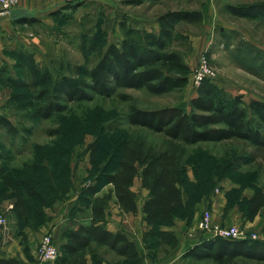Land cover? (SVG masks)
Returning <instances> with one entry per match:
<instances>
[{
    "label": "rangeland",
    "instance_id": "rangeland-1",
    "mask_svg": "<svg viewBox=\"0 0 264 264\" xmlns=\"http://www.w3.org/2000/svg\"><path fill=\"white\" fill-rule=\"evenodd\" d=\"M140 1L75 3L72 9L61 10L65 15L62 18L54 17L50 22L26 28L24 43L19 45L13 40L0 52V117L9 119L17 129L12 133L0 125V175L5 172L14 181L32 184L46 200L40 204L20 186L28 205L26 218L20 219L13 211L14 198L5 196L14 191L0 180V216L7 219L5 227L14 226L24 238L27 229L39 233L38 247L45 234L52 235L51 225L56 217L63 222L86 217L85 188L100 173L113 170L123 140L132 134H142L154 145L162 143V133L127 122L125 116L132 106L156 109L176 105L190 112L191 96L199 94L202 84L212 90L218 103L231 105L236 97H242L241 106L252 99L264 101V16L241 17L223 7L206 23L184 22L176 28L169 49L183 53L193 66L187 87L165 94L120 87L110 96L95 95L91 100L70 102L66 111L50 118L38 116L37 109L55 99L53 87L60 78L68 76L77 83L90 81L88 73L108 44L123 38L122 22L140 30L150 29L154 28L157 16L166 10L201 8L206 3V0ZM103 41L105 46H101ZM203 55L214 74L206 83L196 85L193 73ZM42 91H46L45 95ZM250 117L264 132L257 117L252 113ZM95 140L99 152L91 163L89 145ZM188 149L186 171L179 185L185 202L182 213L190 214V223L196 221L201 210L215 203L214 219H218L215 224L237 225L247 238L264 240V207L254 221L246 217L249 198L255 190H264V145L234 138L200 143ZM111 189L112 185H106L97 194L109 193ZM137 198L141 203L143 193L139 191ZM137 247L143 261L148 258L157 262L167 254L165 246L156 241L143 239ZM112 255L104 253L106 257ZM191 259L193 263L189 264H217L212 260ZM114 264H121L116 256ZM236 264L264 262L238 259Z\"/></svg>",
    "mask_w": 264,
    "mask_h": 264
},
{
    "label": "trees",
    "instance_id": "trees-1",
    "mask_svg": "<svg viewBox=\"0 0 264 264\" xmlns=\"http://www.w3.org/2000/svg\"><path fill=\"white\" fill-rule=\"evenodd\" d=\"M156 2L159 0H151ZM135 3L140 0H133ZM75 5L69 4L66 9ZM225 10L237 16H264V2L251 4L226 3ZM62 9L51 15L56 19L65 16ZM158 31L121 23L123 38L108 44L106 51L88 73L90 81L77 83L68 76L60 78L53 87L55 99L37 109L38 116L50 118L68 109L70 102L91 100L95 95L110 96L120 87L145 88L153 94H165L183 89L189 84L191 66L183 53L169 49L174 40L176 28L181 23H201L203 13L198 8L169 9L157 16ZM99 38V37H97ZM103 41L101 46H105ZM205 80L203 83H206ZM46 91H42L45 95ZM242 97L234 103H218L210 88H202L192 97V110L187 112L178 106L145 109L132 106L125 118L130 125L145 127L162 133L160 145L152 144L145 135L132 134L122 141L112 171L100 173L93 184L85 188L89 224H79L67 228L60 254L54 264H88V256L98 257L107 248L121 264H140L141 252L136 243L122 231H111L106 225V211L112 193L118 206L125 212L137 213L139 210L137 193L133 190L137 176L149 196L143 203L144 220L150 226L143 233L144 241H156L165 246V253L179 243L178 236L162 226L171 225L176 217L189 219L183 214L185 202L180 181L186 171L188 146L200 143H219L230 139H242L252 144L264 145V132L255 125L250 113L255 115L264 127V101L252 99L241 106ZM0 125L16 133L14 124L6 117H0ZM90 162L94 163L99 152L98 140L90 143ZM6 188L14 194L13 211L20 219L28 214L27 202L19 190L45 204L43 195L30 183L12 180L7 173L0 175ZM106 185H112L109 193H97ZM264 207V190L257 189L246 205V217L254 221ZM81 219V218H80ZM184 257L198 261L212 260L217 264H236L238 259L264 262V240L204 238L189 248ZM141 259V260H140ZM136 262V263H135ZM0 264H25L18 258H4L0 254Z\"/></svg>",
    "mask_w": 264,
    "mask_h": 264
},
{
    "label": "crops",
    "instance_id": "crops-1",
    "mask_svg": "<svg viewBox=\"0 0 264 264\" xmlns=\"http://www.w3.org/2000/svg\"><path fill=\"white\" fill-rule=\"evenodd\" d=\"M107 2L108 0H19L18 4L12 9L11 13L7 15L0 14V52L8 48V43L17 40L20 44L24 43V30L38 25L39 22H50L54 19L51 14L59 9L68 7L69 4L82 3V2ZM217 1V2H216ZM228 3L226 0H206L204 6L198 8L203 13V22L210 21L211 17L215 18L216 12L222 11L224 5ZM78 4V6H79ZM66 9V8H65ZM56 19V18H55ZM155 31H158V23L154 24ZM186 62L193 68L191 62L187 59ZM196 94L192 95V97ZM176 106V105H174ZM179 107V106H178ZM182 108V107H180ZM184 109V108H183ZM190 109V108H188ZM185 111L186 108L184 109ZM135 186L139 187L136 190ZM136 193H143L144 198L141 203L138 202L139 210L137 213L125 212L117 204V199L112 194L107 207L106 225L111 231H122L136 245L138 241L143 240V233L146 229L150 228L144 220L145 213L143 211V203L149 196V190L142 187L141 178L137 176L133 186ZM106 194V193H105ZM104 193L101 196L105 195ZM138 199V198H137ZM115 202V204H114ZM115 205V207H114ZM215 206V203H214ZM214 206H211L214 219ZM202 213V210L196 217V221L191 222L187 218L176 217L171 225L162 226V229L173 231L179 238L178 245L166 254L162 259L155 262L148 258L142 260L140 264H189L192 262L191 257H184V253L195 245L198 241L204 238H213L210 231H202L198 229L197 222ZM120 215V217H118ZM66 222V223H65ZM90 218H81L78 221L68 222L67 219L61 221L60 217H56L52 222V235L54 242L60 246L63 242L62 234L69 227H77L79 224H89ZM27 237H22L18 234V230L14 226L2 227L0 226V254L4 258H18L25 264H54V261L42 260L38 254V240L40 234L33 232L31 229L26 230ZM103 251L112 252L111 257L104 256V253L98 257L88 256V264H114V252L103 248ZM120 259V257L116 256ZM193 263V262H192Z\"/></svg>",
    "mask_w": 264,
    "mask_h": 264
},
{
    "label": "built area",
    "instance_id": "built-area-1",
    "mask_svg": "<svg viewBox=\"0 0 264 264\" xmlns=\"http://www.w3.org/2000/svg\"><path fill=\"white\" fill-rule=\"evenodd\" d=\"M19 0H0V14L7 15L18 4ZM213 68L209 63L206 55H203L200 64L193 73V80L196 85H201L204 80L212 77ZM0 225L6 226L7 219L0 216ZM199 230L210 231L213 238L219 237L224 239H243L247 238L237 225H218L213 221V212L211 208H205L197 222ZM38 254L44 260H56L60 254L58 246L54 243L53 236L45 234L38 247Z\"/></svg>",
    "mask_w": 264,
    "mask_h": 264
}]
</instances>
